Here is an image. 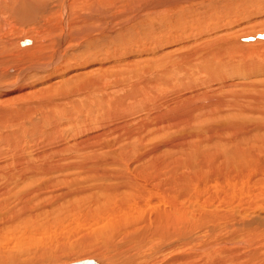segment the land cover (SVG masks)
Returning a JSON list of instances; mask_svg holds the SVG:
<instances>
[{"label": "bare ground", "instance_id": "bare-ground-1", "mask_svg": "<svg viewBox=\"0 0 264 264\" xmlns=\"http://www.w3.org/2000/svg\"><path fill=\"white\" fill-rule=\"evenodd\" d=\"M16 1L21 5L14 9L16 14L20 10L25 20H40L38 27L43 34L53 37L24 47L18 61L29 58V50L32 62L40 56L45 59V47L40 45L50 41L52 56L46 67L29 69L28 74L20 70L14 83L1 86L2 96L11 99L24 93L17 88L19 81L29 74L42 73V80L61 77L64 68L54 70L64 63L62 58H67L62 37L68 39V54L82 49L81 38L75 40L78 45L72 43L71 36H79L80 28L71 31L70 21L74 26L83 22L82 10L89 5L99 7L92 16L106 18V28L121 19L118 27L114 25L115 30L129 28L127 42L132 48L141 47L145 57L141 67V56L133 62V67H137L133 70V82L138 83L128 93L118 83L111 86L113 94L119 95L115 90H122L127 95L119 99L109 97L108 101L101 98L94 103L96 111L88 106L89 121L76 118L73 111L83 114L77 105L66 112L65 125L55 118L53 111L43 114L41 121L46 124L50 120L47 135L54 143H39L38 135L43 134L39 125L34 131H25L24 136L14 133L8 144H0V218L4 217L1 222L5 224L0 229V242L8 236L18 247L24 241L40 242L45 247L38 248L36 254L48 262L64 253L106 252L114 264H264V135L257 134L259 138L254 141L249 138L250 133H256L251 130H264V84L247 79L253 83L248 84L250 81L245 83L239 78L228 79L229 82L222 75L225 70L227 78L233 73L256 77L246 60L263 49L264 40L258 39L257 34L226 40L227 32H213L225 25L226 10L225 18L232 17V8L241 4L259 7L264 0H225L222 3L227 6L218 8L210 7L206 0L208 6H200L194 12L198 13L197 18H185L191 10L188 5H204L194 3L196 0H152L151 10L141 15L139 11L146 5L143 0H63L58 12L67 19L69 30L64 35L61 28L58 41L54 37L56 27L50 20L56 9L48 8L47 17L35 13L36 6L43 10L50 7L49 0ZM6 5L2 3L0 10ZM109 10H113L112 14ZM132 10L138 14L131 15ZM178 11L183 14L175 19H160ZM1 15L5 30L12 23L5 24ZM137 23L146 27L131 31L130 27ZM40 29L36 30L38 34ZM193 29L197 34H186L195 42H186L184 32ZM145 30L143 40L140 36ZM19 43L26 46L31 41ZM85 44L79 57L91 55L94 44ZM151 53H156L155 60L160 56L168 62L147 60ZM235 60L242 64L236 66ZM6 63V59L0 62V80L10 76L6 74ZM104 80L111 79L105 76L99 82ZM99 82L91 81L90 86H99ZM79 83H84L82 78L72 83L64 79V85L43 84L41 88L46 87V92L56 88L62 95ZM234 84L240 86L235 90ZM243 84H248L246 90ZM34 90L30 88L31 93ZM53 101L57 102V98L24 106L10 102L7 106H19L15 111L0 108V133L20 126L23 117L17 111L21 108H35L39 113L40 106L51 105L52 109L56 103ZM107 103L113 105L111 115ZM64 127H70L71 134L74 133L72 142L63 136ZM2 136L0 141L4 142L8 136ZM96 140L100 141L91 143ZM145 140L153 144H143ZM106 149L108 162L101 165L98 152ZM134 155L143 160L133 161ZM93 177L98 178L97 185H88V178ZM23 183L27 186L21 191L15 192L11 187ZM50 206H56L54 211H47ZM51 214L54 217L48 218ZM199 230L205 232L204 237L207 232L213 236L216 232L229 235L215 236L206 242L201 238L200 243ZM41 234L46 235L50 245ZM18 257L0 252V263L18 264Z\"/></svg>", "mask_w": 264, "mask_h": 264}, {"label": "rangeland", "instance_id": "rangeland-1", "mask_svg": "<svg viewBox=\"0 0 264 264\" xmlns=\"http://www.w3.org/2000/svg\"><path fill=\"white\" fill-rule=\"evenodd\" d=\"M32 1L34 3H39V2L45 3L47 0H32ZM62 1L63 0H49L48 2H49V5H51V6L46 7V9H44V10L41 9L39 6L35 7V13L45 15V17H47L49 15L50 11L48 8H50L51 10L56 9L55 10L56 15L54 17H50V20H51L52 24L56 27V33L54 34V37H56L57 41L59 39V34H60L59 31L61 30V28H63V30H64V35H65V33H68V30H69L68 24L66 21L67 19L65 18V16L63 14L60 15V13L58 12L60 9ZM76 1H81V0H76ZM121 1L125 2V0H121ZM157 1H159V0H154V2H157ZM204 1H206V0H196L194 2V3H202L203 2L204 5H202V4L195 5V6H192L193 4L188 5L189 6L188 8H191V10H189L190 13L185 14V18H191V17L197 18L198 13H194V12L199 10L198 8H200V6H208V5H206L207 2H204ZM217 1H218V4L216 3ZM224 1L225 0H223V1L222 0H209L208 4L210 7L211 6L212 7L213 6L225 7V6H227V3H222ZM226 1L229 2V0H226ZM143 2H145L146 5H145V7H143V9L141 11H139V15H141L142 12L145 13V12L151 10L149 8V5L152 2V0H143ZM214 2H215V4H214ZM2 3L7 4V5L4 6V8H2L0 10V13L2 14L1 17L2 18L5 17V20H6V22L4 21L5 24H9V23H12V24L8 25L7 27L4 28L5 30H3L2 29L3 25L0 22V62L3 61L4 59H6L7 63L4 66H6V71H7L6 74L8 76L10 75L9 78L5 77V78H2L0 80V88H1V86H7L9 84L14 83L18 72L21 73L20 70L24 69V73L26 72L28 74L29 69L42 68V67H46L47 65H49L50 60H51V56H52V54H51L52 48L49 47V44L51 43V41L49 44L40 45V46H44L46 48V49L44 48V50H46L45 51V53H46L45 59H41V56H40V57H38L39 59H37V61L32 62V60H33L32 59V50H29V52H26V54L29 53V55H31L29 58H27L25 56L24 60H22L23 62L22 61L20 62L18 60H19V56H20L24 47L25 48L26 47L27 48L32 47L34 44V41H35V43H37V41H39L40 39H45V41H49V39L53 38L51 36H47L46 33L43 34V30L38 27L40 20L32 23L30 20L29 21L25 20L24 15L22 14V12H20V10H18L17 14L15 13L14 9L21 8V5L19 3H17L16 0H14V1L12 0L10 2H8L7 0H0V5H2ZM224 4H226V5H224ZM190 6H192V7H190ZM245 7L247 10L245 9ZM98 10H99V7L94 6V5H89L85 9L82 10L83 14L81 15V17L84 19L83 22H81L80 24H76L74 26L73 22L70 21L71 31H73V28L75 30L80 28L79 36H77V35L71 36V38L73 39V42H72L73 45H78L75 42V40L78 38H81V43H82L83 47H82V49L74 51L71 54H68L69 50L66 52L67 47H68L67 46L68 39L66 36L62 37L61 45H63L62 49L64 51V55H66L67 58H62L64 60V63L61 66H58L54 70V71H57L59 69V67H62V69L64 68L65 71L62 73L61 77L52 78L49 80H42L41 78L44 77L42 75V73L29 74L24 80H22V82L19 81L20 79L18 80L20 83V86L17 89H23L24 93H22V94L17 93V95L12 94L13 98H11V99H9L7 96H2V94H4V93L0 90V108H4L5 110H8V111H15L16 108L19 107V106H7V105H9L10 102H12L13 104L15 103V104L24 106V105L31 103V102H37V101L43 102L46 99H52L54 97L57 98V102L53 101L56 103L52 104V105H54V107L52 109L50 108L51 105H47L46 108H43V106L39 105L40 107H38V109H37L39 111V113L35 112L36 111L35 108L30 109L28 107L27 108H21L19 111H17L18 112L17 114L21 115L23 117V119L21 120L20 126L14 127V128H8L7 130H9V131L4 132L7 134L8 137L4 142L1 140L0 144H8L11 140L14 139V137H13L14 133H19V134L24 133L23 134V136H24L25 131H27V130L34 131L35 128H38L39 125H40L39 129L43 132V134L39 133V135H38L37 140L39 141V143L40 144H52V143H54V141L52 139H50L47 135L48 131L51 129L50 123L47 124L48 122H50V120H46V121H48V122H46V124H45V122L41 121L43 114L48 115L53 111L54 115H56L55 118L61 124L65 125V123L67 122V118L65 116L66 112L69 111V109H72L75 105H77L81 108L83 114L79 115L77 113V111H73L74 114L77 116L76 118L78 119V117H80V119H83L84 121H89L91 119V114L89 112L88 106H90L91 109L96 111V106L94 104L96 101L101 100V98L106 100L109 97H115V98L119 99V98L123 97L125 94L127 95L128 91L131 89V87H133V85L138 83L137 81L133 82L135 80V79H133V70L135 68H137V67H133V62L138 61V58L141 56L142 59H141V61H139V63H140L139 67H141L144 64L143 58L145 56L142 55L141 47L140 48H134V47L132 48L130 46V44L127 42L128 35L126 34V32H129V28H127L125 30H121V31L115 30L114 25L116 24V26L118 27L119 26L118 22H120L121 19H118L117 22L112 27L106 28L105 24H103L105 22L106 18H104V17L100 18V17L92 16L93 14H96L98 12ZM232 10H233L232 17L230 15H229L230 17L227 16L228 20H227V18H225L228 11L226 10L224 12V15H223V18H224L223 21L225 23V25H223L224 27L221 26V27H219V29L217 31H213V32H221L222 34L227 32L225 35L226 40H228V39L232 40L233 38H237V37H241V36H248V35L250 36L251 34L264 33V5L258 7V5L246 6V4L245 5L241 4L240 7L232 8ZM109 11H110V14H112L111 11H113V10H109ZM201 11H203V10H201ZM179 13L183 14V11H178V12L172 14L171 16H165L164 15L160 19L161 20H163V19H175V17ZM135 14H138V13L133 12V10H132L131 15H135ZM59 16H60V18H59ZM123 17L125 18V16H122L121 18H123ZM45 19H46V22L48 24V19L47 18H45ZM127 19H128V17H127ZM142 25L138 24V23L135 24L134 26L130 27L131 31L139 30L142 27ZM143 26L146 27L145 25H143ZM110 28H112V30ZM38 29H40L42 31L39 34L36 32V30H38ZM187 32H192L194 34H197L196 29L185 31L183 34V36L185 35L186 39L188 38L186 40V42H195L192 40V36H188L186 34ZM87 34H89V36L84 38L85 35H87ZM143 34L144 35L140 36V37H142L144 40L146 38V30L143 31ZM2 36L3 37L5 36V39L2 38ZM90 38H92V39H90ZM19 41H21V42L31 41V44L26 45V46H22L21 43H19ZM87 41L91 44H94L93 46H91L92 50L89 52L91 55H88L85 57H79L81 55V53L83 52L84 48L87 46V44H85V43H87ZM220 41H224V40H220ZM216 42H219V40ZM30 45H32V46H30ZM262 46H263V49L261 48L260 52L257 53L260 56H258L255 53L253 55L248 56L247 60H246L247 61L246 64H248V65H249L248 62L250 61L251 65H249V66L253 67V68L249 69L250 67H248V69L251 72H253L255 75H257L256 77L251 78V76L249 74L244 75L243 73H240V74L233 73V75H229L227 78V73L225 70L222 73L223 77L226 78L227 80L228 79L235 80V79L239 78V79H242L245 83L247 81L248 82L250 81L248 84L252 83L251 80H254L253 82L254 83L256 82V84H259V83L264 84V74L262 76V73H264V68H263L264 67V56H263L264 55V45H261V47ZM35 47H38V45H35ZM56 47H57V44L53 48L55 49ZM11 49H12V51H11ZM42 49H43V47H42ZM42 49L40 51L43 52ZM143 49H146V48H143ZM17 51H18V53H17ZM35 51L36 50H34V52ZM59 53L63 54V52H61V51H59ZM155 54L156 53H151V56L149 55L147 60L152 59L155 61V63H163V64L168 62V61L164 62L160 58V56L158 57L157 60H155L153 58V56ZM160 55H163V54H160ZM239 62L240 61L235 60L233 63L236 64V66H237L239 64L240 65L242 64ZM19 64H21V65H19ZM254 67H256V68H254ZM258 67H260V68L262 67V68L260 69ZM256 71H257V74L255 73ZM105 76L109 77L111 80H109V81L104 80L103 82H99L100 79L102 77H105ZM78 78H82L84 83L75 84L73 86V88L69 89L66 93H63L62 95L57 93L56 88H54L50 92L49 91L46 92L48 90V89H45L46 87L41 88V85H43V84H54L51 86L64 85V79H66V82L72 83ZM247 79H251V80H247ZM91 81H98L99 86H95V87L90 86ZM117 83L122 85L123 90L126 91L127 93H125L122 90H115V91H119V95L113 94L112 92L114 91L113 90L114 88H111V86L117 85ZM248 84H243L244 90H246L248 88L247 87ZM108 85L110 86V90H107ZM120 85H118V86H120ZM234 85H235L234 86L235 90H236L237 86H240L239 84H234ZM33 87L36 90H34V92L31 93L30 88H33ZM81 88H83V90H81ZM102 88L105 89V92H100V90H102ZM98 89H99V91H98ZM239 89H243V87L239 88ZM88 90H92V92H89ZM95 91H97V93L95 95H93V92H95ZM55 95H57V96H55ZM59 97H61V98H59ZM106 101H108V100H106ZM45 104H49V103L45 102ZM5 106H7V107H5ZM106 106L109 109L110 115H111V113H114L112 104L107 103ZM0 114H1V112H0ZM96 120H98V118H96ZM39 122H41V124ZM2 123H3V121H0V125ZM33 123L35 124L34 126H32ZM252 131L256 132L254 134L256 137L254 135L250 136L251 133L249 134V138L253 141H254V139H256L258 137L257 134L259 136L264 135V130L256 131L254 129V130H251L250 132H252ZM4 133H0L1 134L0 137H3L2 134H4ZM62 133H63V136H65V138L69 139L68 142L73 141L72 134H74V133L71 134L70 127L69 128L64 127ZM83 135H85V134H83ZM88 141L89 140H87L86 142H88ZM99 141L100 140H96L95 142H91V143L96 144ZM253 141L252 142L250 141V142L253 143ZM255 142H256V140H255ZM143 144H153V143L148 142V140H145L143 142ZM2 149L4 150V148H2ZM162 150H163V152L166 151L165 146L163 147ZM107 151H108V149L101 151V152H98V158L101 159V162H100L101 165H106L108 162V160L105 161L106 160L105 158H107V156H106ZM132 157H133V161L137 160L139 162L140 160H143L141 158L135 159L134 158L135 155ZM121 159H122V157L118 158V161ZM96 179H98V178H96V177L88 178V182L87 181L86 182L88 185H93V184L97 185L98 180H96ZM25 186H27V185L25 183H23V185L22 184H19L18 186L12 185L11 187H14L13 189H15V192H17L16 189L18 191H21L22 189L25 188ZM54 208H56V206H50V208H48L47 211H54ZM54 215L51 214L48 218H52V217H54ZM1 218L3 219L4 217H1ZM1 218H0V225H1L0 229H3L5 224L4 223L2 224ZM198 233H199V235L201 234L200 236L198 235L200 243L210 241V240H214V239H212V237H215V236L219 237V236H228L229 235L227 233L216 232V234L214 233L215 236H213V233L207 232L209 237H208L207 233L205 234V237H204V233H205L204 231L200 232V230H199ZM39 236L40 235H38L37 238H41L43 236L42 238L45 237L44 239L46 240V244H48V245L51 244L50 240L48 238L46 239V235L41 234V237H39ZM8 237H11V236H8ZM8 237L6 239H3L0 242V244L2 243L0 246L2 248V250L0 252H1V254L2 253H4V254H15L16 258H17V256H19L18 258L20 260V263H18V264H71V263H75V262H79V261L87 260V259H93L96 261L101 260L102 263L114 264L110 259L111 256L109 254H107L106 252H92V253L86 252L87 254H85V255L81 254V253H73V254L68 253V255H67V253H64L55 261L52 260L53 262H50V260H49V262H48V260H44L45 261L44 262L43 260L39 259L38 255L36 254V251L38 248L43 249L45 247L44 244H41L40 242H35V243L33 242V244H32V243H27L26 241H24L25 244L23 243V245L21 244V246L18 247V245L16 244V241H14L13 239H8ZM201 238H202V242L200 241ZM12 241H14V243ZM21 247L23 249H25L26 251L22 250ZM3 248H4V250H3ZM53 248L55 249V247H53ZM30 251L33 254H30L29 253ZM20 253H22V254H20ZM34 256H36V257H34ZM108 257H109V259H108ZM0 264H2V263H0Z\"/></svg>", "mask_w": 264, "mask_h": 264}, {"label": "water", "instance_id": "water-1", "mask_svg": "<svg viewBox=\"0 0 264 264\" xmlns=\"http://www.w3.org/2000/svg\"><path fill=\"white\" fill-rule=\"evenodd\" d=\"M256 37L258 39H261V40H264V33L263 34H257ZM252 40V39H251ZM250 39L247 41H251ZM72 264H96L94 260H84V261H79V262H76V263H72Z\"/></svg>", "mask_w": 264, "mask_h": 264}]
</instances>
